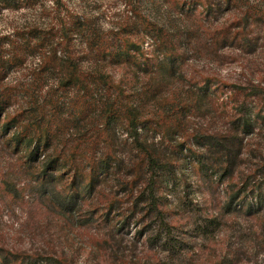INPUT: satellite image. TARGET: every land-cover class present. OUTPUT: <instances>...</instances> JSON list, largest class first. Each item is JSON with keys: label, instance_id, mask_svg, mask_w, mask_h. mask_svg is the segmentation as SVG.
Here are the masks:
<instances>
[{"label": "trees", "instance_id": "obj_1", "mask_svg": "<svg viewBox=\"0 0 264 264\" xmlns=\"http://www.w3.org/2000/svg\"><path fill=\"white\" fill-rule=\"evenodd\" d=\"M45 1L0 0V12L39 11L0 35V187L12 202L46 219L42 230L96 226L109 247L118 231L145 237L156 224L153 244L172 249L181 241L160 194L171 186L178 209L201 210L189 167L238 179L224 214L258 213L264 73L240 82L221 69L262 53L264 0H118L104 19ZM223 215L196 228L211 236ZM3 249L0 264L43 262Z\"/></svg>", "mask_w": 264, "mask_h": 264}, {"label": "rangeland", "instance_id": "obj_2", "mask_svg": "<svg viewBox=\"0 0 264 264\" xmlns=\"http://www.w3.org/2000/svg\"><path fill=\"white\" fill-rule=\"evenodd\" d=\"M68 1L71 7L100 15L102 19L110 15L111 9L120 7L118 0ZM45 4L52 11L56 3L55 0H46ZM38 12L33 9L2 10L0 35L15 26L35 22ZM221 71L233 81L246 82V78L261 77L260 73H264V47L262 53L258 49L253 55L236 57ZM219 125L223 126V123L219 122ZM258 142L264 149V130ZM182 170L191 183L192 201L201 210L192 212V207L191 211L178 209L176 190L171 191V186L165 189L168 195L165 192L160 194L162 201L168 199V206L163 209L173 235L181 241L178 247L167 249L159 242L153 244L156 232L160 230L156 224L145 237L135 234L139 229L135 226L118 231L111 247L105 242L108 239L102 234L104 230L99 234L96 226L75 229L67 234L54 227L42 230L40 224L46 226V219L34 217V214L30 216L33 208L22 207L19 201L12 202L0 187V248L5 249L3 253L10 259H14L13 254L22 253L30 261H43L42 264H264V204L256 214L244 211L224 214L223 205L230 183L238 179L221 182L217 175L209 177L210 172H198L189 167ZM183 189L180 187L179 190ZM215 215L225 216L221 217L223 225L219 232L207 236L196 228L205 217Z\"/></svg>", "mask_w": 264, "mask_h": 264}]
</instances>
